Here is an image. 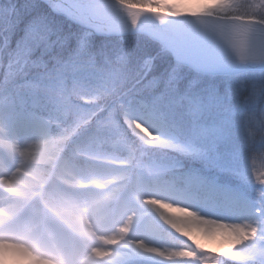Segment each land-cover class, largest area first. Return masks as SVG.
Segmentation results:
<instances>
[{
	"label": "rangeland",
	"instance_id": "obj_1",
	"mask_svg": "<svg viewBox=\"0 0 264 264\" xmlns=\"http://www.w3.org/2000/svg\"><path fill=\"white\" fill-rule=\"evenodd\" d=\"M66 2L75 7L77 0H57L62 8L69 12L75 11L66 8ZM202 2L207 4L208 0ZM15 6L14 0H0V39L6 32L3 25L7 23L9 19L7 17ZM165 6L174 8L171 3H166ZM205 10L208 11L209 8L205 7ZM117 15L120 18L114 19L112 23L117 28L125 29L123 36L95 34L92 37L93 49L104 47L114 50L123 47L137 57L151 54L154 43L142 39L139 33L141 26L139 25L137 29H129V22L124 14L118 12ZM32 17L42 20L46 29L52 31L53 40L62 39L70 33L79 34L84 30L80 24L75 23L63 12L54 10L49 0H26L18 6L15 24H12L10 29H18L19 24L22 22L27 24ZM144 37L146 38L145 35ZM58 49L59 45H57ZM69 50L67 49V52L65 50L61 55L68 56ZM57 56L64 58L60 56V52L55 51L49 59L54 61ZM168 56L167 61L170 65L172 61ZM4 60V64H0V88L6 89L20 106L22 99L30 100L31 88L30 85L21 83L23 80L14 81L12 78L24 69V55L17 45L9 49ZM174 63L173 59V63L165 71L155 68L152 75L166 76ZM29 68L31 69L30 64ZM35 74L36 70L30 71L29 78ZM181 75L182 88L195 80L197 83L192 92L205 98L214 89L224 92L228 88L239 90L243 86L242 96L233 100V104L237 106V119L241 108L252 110L251 101L247 105H239L238 101L254 86H264V71L209 74L197 72L183 65ZM142 80L143 76L139 71L128 67L125 61L106 62L104 56L98 55L87 74H68L59 85L55 98L45 100L35 109L29 102L15 112L10 111L5 106L3 93L0 92V156L12 158L10 167L16 166L24 174L31 175V179L36 182H41L43 185L49 182L50 185L49 189L43 185L39 188L37 201L29 208V214H25L18 224L29 227L33 222L32 217L35 216L40 220L43 215L41 222H44L45 209L50 210V194L59 186L56 178L63 179L70 175L88 176L90 180L82 181L74 196L87 197L93 202L92 215L97 220L83 218L89 243L77 246L79 257L86 259L93 250L98 249L93 264L99 262L102 264H199V260L181 258L188 255L185 250L189 247L185 242L175 241L169 234L157 231L151 222L140 223L137 220L138 225L133 223L137 226L135 230L134 227L132 230L123 231L122 234H116L104 223H100L97 217L101 215V210L107 212L108 205H111L113 212L107 221L116 224V214L124 212V209L133 204L128 199L113 203L117 201L119 193L131 181L139 182L150 178L154 182H161L165 187V195L175 203L178 202L175 200L174 191L185 193V197L194 196L195 204L184 203L183 206L203 217L227 223L255 222L259 226L264 217L256 212V208L259 207L257 201L259 186L252 178L251 164L252 153L259 151L261 145L258 141L252 149L246 148L241 153L237 138V142L226 144L221 154L209 161L173 154L177 155L183 164L181 170L173 171L172 161L161 147L146 145V150L141 144L143 143L141 133L128 129L125 134L121 127L120 117L127 119L130 104L133 101L141 102L142 95L148 88L147 83H141ZM143 98L145 102L152 99L147 94ZM261 104L264 105V99L261 100ZM162 113L165 121L163 125L143 104L137 105L131 111V116L133 119H140L154 133L186 143L189 139L187 131L190 122L185 110L165 107ZM95 121L96 128L89 132L85 142L76 143L75 154L66 155L68 140L74 139L84 125L91 126ZM163 170L172 171V175L168 178L162 177L160 172ZM178 176L184 178L178 179ZM10 178L11 176L6 173L7 183L10 182ZM16 181L23 184L25 179L17 175ZM205 194L207 195L204 197ZM42 195L46 196L43 200ZM58 224V220L49 221L46 227L48 230L56 229ZM193 225L199 224L193 223L190 227ZM138 226L141 228L139 231ZM196 234L205 247H212L216 253H224L231 246L230 242L220 237L206 239L198 232H194L195 238ZM56 239L60 241L65 251L69 250L67 246L71 238L63 231L56 232ZM89 247H91L90 252ZM241 251H244L243 247ZM222 256L234 259L231 262L233 264H243L237 256Z\"/></svg>",
	"mask_w": 264,
	"mask_h": 264
},
{
	"label": "snow or ice",
	"instance_id": "obj_2",
	"mask_svg": "<svg viewBox=\"0 0 264 264\" xmlns=\"http://www.w3.org/2000/svg\"><path fill=\"white\" fill-rule=\"evenodd\" d=\"M49 3L54 10L63 12L75 23L80 24L84 30L79 34L70 33L62 39L53 40L52 31L46 29L40 18L32 17L28 20L18 44V49L25 58V67L12 79L23 80V83L30 85V100L24 98L18 106L9 92L0 88L5 106L10 111L15 112L29 102L35 109L45 100L54 99L63 79L68 74H87L98 55L104 56L106 62L123 60L128 67L139 71L143 76L141 83L148 85L142 95V101H133L129 106L130 111L137 105L143 104L163 125L165 123L163 108H182L190 122L187 131L189 139L186 143L154 133L140 119L129 121L121 116L120 122L124 133L126 134L128 129L141 133L143 140L141 144L146 150V145L161 147L172 161L173 171L183 168L182 161L173 154L209 161L218 157L226 144L237 142V138L241 153L246 148L252 149L259 141L261 145L259 151L252 153L251 172L255 184L259 186L257 193L259 207L256 208V212L264 217V105L261 104V100L264 99V86H254L238 101L239 105H247L251 101L252 110L241 108L237 119V106L233 104V100L242 96L243 86L239 90L228 88L224 92L214 89L205 98L192 92L197 83L195 80L182 88L181 75L183 65L186 63L195 65L196 54L210 48L214 40L231 46L242 61L251 59L264 63V55H252L253 50L249 45L250 35L256 30H264V16L254 13L245 17H236L239 24L225 28L215 22V14L210 10L206 11L198 0H163V2L161 0H77L76 10L73 12L62 8L57 0H49ZM166 3H171L174 8L165 6ZM118 12L126 17L129 29H137L146 16L155 18L156 23L144 32L146 38L156 45L157 50L154 54L137 57L123 47L114 50L104 47L93 49L92 37L95 34L123 36L125 29L117 28L112 23L114 19L120 18ZM184 17L198 18L201 24L195 29L170 28V21ZM57 45L60 50L70 49L68 56L50 60L49 58L57 50ZM166 55L175 60L167 75H152L157 59ZM32 70H36V74L29 78V72ZM145 94L150 95L152 99L145 102L143 98ZM138 124L146 126L152 135L149 136L148 132L142 131ZM183 178L178 176V179ZM173 211L182 215L200 216L205 225L216 224L217 228L209 238L220 237L231 245L224 253H209L200 248L193 251L192 248H188L185 250L188 255L181 258L199 260L201 264L205 261L219 264L220 256L229 255L237 256L243 264H264V219H261L258 226L255 222L217 221L203 217L188 207H177ZM236 229L244 233V238L237 236ZM183 231L193 240H196L194 232L204 236L202 225H193ZM242 247L244 251H241ZM201 252L205 254L201 256Z\"/></svg>",
	"mask_w": 264,
	"mask_h": 264
},
{
	"label": "clouds",
	"instance_id": "obj_3",
	"mask_svg": "<svg viewBox=\"0 0 264 264\" xmlns=\"http://www.w3.org/2000/svg\"><path fill=\"white\" fill-rule=\"evenodd\" d=\"M208 7L215 14V22L225 28H231L239 24L236 17H245L252 14L264 16V0H208ZM199 6V5H198ZM131 121V111L127 114ZM142 131L148 132L143 124H138ZM151 136L152 133L148 132ZM90 180L88 176H66L60 182L57 189L50 194V211L56 216L58 228L48 231L33 229V235L22 238L18 233L0 229V264H82V260L65 251L59 240L56 239V232L63 231L72 239L76 246L89 243V237L83 218H91L94 211V204L87 197L76 198L74 193L82 181ZM87 191V189H80ZM128 199L134 204V208L121 212L116 218V226L112 231L122 234L123 231L132 230V216H136L140 223L151 222L157 231H162L176 240L185 242L189 248L205 249L209 253H215L212 247H205L201 240L188 235L183 229L190 228L193 223L204 226V238L210 239L217 228L216 224H204L200 216L182 215L173 211L177 207H185L175 203L165 195V187L161 182H154L150 178L143 181H131L117 197L116 203ZM113 212L110 205L107 215ZM131 213V214H130ZM219 221V220H217ZM239 238H244V233L239 229L235 230ZM88 251H91L89 247ZM205 253L201 252V256ZM199 264L201 262L199 261ZM204 264H210L205 261Z\"/></svg>",
	"mask_w": 264,
	"mask_h": 264
},
{
	"label": "bare ground",
	"instance_id": "obj_4",
	"mask_svg": "<svg viewBox=\"0 0 264 264\" xmlns=\"http://www.w3.org/2000/svg\"><path fill=\"white\" fill-rule=\"evenodd\" d=\"M202 1L203 0H198V3L204 4V2ZM200 24H201V20L198 18L184 17L181 19L170 21L169 26L170 28L174 27V28H193L195 29V28H198ZM152 25L153 24L145 25L144 30L150 29ZM249 45L251 49L253 50L252 55H256V56L264 55V30L254 31L250 35ZM186 65L200 72H206V73L221 72L222 73V72H229V71H239V70L248 69V68L263 67L264 63H261L259 61H254L251 59L247 61H242L239 58L238 53L233 48H231V46L227 45L226 43L222 41L214 40V43L212 44L210 48L201 50L196 54L195 65L187 64V63ZM2 162L3 160H0V163ZM6 162H8V160ZM17 173L19 174V172ZM13 175L16 176V173H13ZM20 177L25 179L22 185H18L15 183H10V184L8 183L7 186L2 185V179L0 178V202L2 203L15 202L17 204L14 206H9L5 209V211L9 213L10 215H15L20 210L24 211V209L27 208V206L24 205L26 198H28L29 194H34L33 193L35 192L34 189L37 187V183L35 181L24 176L22 173L20 174ZM4 195H7V196H4ZM18 202H21V204H18ZM188 204H190V202H188ZM130 206H131L130 208H134V204ZM21 214L19 217H21ZM178 214H181V213H178ZM51 216H54V215L51 213ZM7 219H8V216L0 214V221H5ZM93 220L95 219L93 218ZM133 220L135 221V225H138L139 223L137 221L138 219L134 215L132 216V221ZM83 223H85V221H83ZM36 227L37 228L40 227L41 229H43L42 225L36 222L30 225V232H32V230L35 229ZM135 229H136V226H135ZM11 232H14V230ZM22 232L25 233L24 230L20 232H15V233H18L24 239L30 238L29 236L30 232L27 231L25 235H23ZM196 239H198L197 234H196ZM75 254L77 255L76 252L73 253L72 255L74 256ZM94 259L95 257L90 256L88 260L82 264H92ZM98 264H102V263L99 262Z\"/></svg>",
	"mask_w": 264,
	"mask_h": 264
}]
</instances>
